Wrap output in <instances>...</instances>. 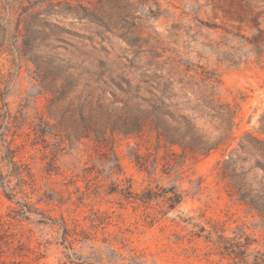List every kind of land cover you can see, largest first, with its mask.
Wrapping results in <instances>:
<instances>
[{
	"label": "rangeland",
	"instance_id": "1",
	"mask_svg": "<svg viewBox=\"0 0 264 264\" xmlns=\"http://www.w3.org/2000/svg\"><path fill=\"white\" fill-rule=\"evenodd\" d=\"M64 1L0 0L1 17L11 22L0 54L7 80L0 101V264H230L218 246H233L240 232L254 242L250 251L264 254V221L231 196L220 174L245 134L264 141L257 132L264 117V0H70L92 22L42 12ZM39 12L50 25L45 34L57 35L36 41L34 54L71 67L55 83L69 86L56 109L97 104L103 83L143 87V75L157 74L155 92L170 95L171 110L211 140L226 123L208 104L222 113L227 104L235 108L229 145L181 158L178 148L176 156L156 154L153 137L34 136L29 126L48 119L53 88L29 55L11 50L14 42L22 49V28ZM246 142L235 156L245 159L237 162L245 171L253 167L247 180L257 186L264 171L254 163L263 160Z\"/></svg>",
	"mask_w": 264,
	"mask_h": 264
},
{
	"label": "trees",
	"instance_id": "2",
	"mask_svg": "<svg viewBox=\"0 0 264 264\" xmlns=\"http://www.w3.org/2000/svg\"><path fill=\"white\" fill-rule=\"evenodd\" d=\"M42 12L47 14L50 12H59L65 15L76 16L79 20L87 19L89 22H92L93 19L91 14L77 10L71 4L70 0L58 2L57 10L49 9ZM42 12L28 15L31 22L26 21L22 28V32H24L22 35V49L20 50L17 42H14L11 50L22 54L24 57L29 55V59L35 63L36 71L42 73L45 79H49L53 88L51 92L53 99H51V106L48 110V119L39 117L37 118V122H32V125L29 126L34 136L38 138H43L45 135L56 137L57 132H62L66 135L67 139L76 140L77 142L91 140L93 136L95 138H104L107 135L113 136L115 134L121 135L124 138L140 140L153 137L156 144V154L160 149H167L172 156H176L173 149L178 148L181 152V158L187 156L206 157L221 146L229 145L232 128L234 126L233 120L236 115L235 108L227 104L226 112L222 113L218 108L208 104L210 111L214 113L213 117L226 123V127L221 132V136L217 140H211L198 132L193 120L189 119L187 115H176L171 110L174 104L170 102V95L167 94L168 100H166L155 92L158 89V84L154 82L161 78L157 74L143 75V78L139 81L143 87H140L139 84L133 86L128 80H122L123 85L115 83L116 88L112 90L103 83L104 86H101L102 95L97 104L93 105L91 102L84 101L76 106L70 103L64 110L56 109V105L63 101L67 95L69 86L64 83L57 88L55 83L57 82L59 73H66L71 67L51 58L42 59L34 54L33 49L36 41L45 40V37L47 38L46 34L57 35L55 32H50V30L48 31L49 33L47 32L45 34L44 31H47L50 25L41 18ZM24 14H26L25 10L18 14V24L15 28L17 34H22L19 28ZM10 23L9 16L7 18L1 17L0 13V54L6 51L4 47L8 41ZM263 53L264 48L258 50L259 57ZM127 61L131 68L133 66V60ZM101 75H103V72ZM6 85L7 80L0 73L1 102H4L7 96ZM144 94L149 97H145ZM105 97L110 98L107 104L100 102ZM257 132L264 134V117H261L259 120ZM246 140L256 146L263 160V162L256 160L254 166L264 171V141L250 134H245L238 144V149L235 153H232L223 163L220 168V174L223 179L229 181L233 192L231 196H236L239 204L254 212L264 221V176L257 181V186H253L247 180V173L253 167L245 171L237 163L238 161L243 162L245 159L235 156L239 150L244 151L248 147ZM135 157L137 159L136 164L139 168L145 169L144 164L139 162L140 157L136 152ZM156 161L157 158H155L153 165L156 164ZM168 192L172 194V197L169 198L170 201L174 203L180 201L178 199L179 197L172 190H168ZM205 231L207 230L204 228L200 229L201 233ZM207 232L208 235L216 233L213 228ZM194 237L200 239L202 235L194 234ZM205 239V243H212L209 237ZM235 239L233 246H218V249H221L218 252L221 260H226L230 264H264V254L256 251V249L250 251L254 243L253 241L241 232L236 235ZM241 239H243V242H241Z\"/></svg>",
	"mask_w": 264,
	"mask_h": 264
},
{
	"label": "built area",
	"instance_id": "3",
	"mask_svg": "<svg viewBox=\"0 0 264 264\" xmlns=\"http://www.w3.org/2000/svg\"><path fill=\"white\" fill-rule=\"evenodd\" d=\"M50 264H67V263H65V262H61V261H56V262H52V263H50Z\"/></svg>",
	"mask_w": 264,
	"mask_h": 264
}]
</instances>
